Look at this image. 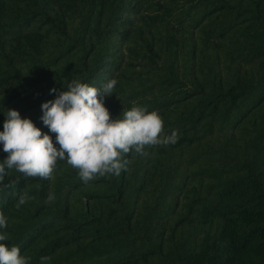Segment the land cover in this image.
Wrapping results in <instances>:
<instances>
[{
    "label": "trees",
    "instance_id": "trees-1",
    "mask_svg": "<svg viewBox=\"0 0 264 264\" xmlns=\"http://www.w3.org/2000/svg\"><path fill=\"white\" fill-rule=\"evenodd\" d=\"M74 79H115L112 118L145 107L178 142L88 183L66 161L12 171L9 247L30 264H264V0H0V131L15 109L49 133L41 106Z\"/></svg>",
    "mask_w": 264,
    "mask_h": 264
},
{
    "label": "clouds",
    "instance_id": "clouds-1",
    "mask_svg": "<svg viewBox=\"0 0 264 264\" xmlns=\"http://www.w3.org/2000/svg\"><path fill=\"white\" fill-rule=\"evenodd\" d=\"M116 84L111 79L97 88L74 79L67 90L43 103L40 119L55 135V141L30 118H22L18 110H7L0 131V144L7 153L6 159L0 161V184L12 171L25 179H52L58 161H66L84 183L119 176L132 162L126 158L129 155L146 156L147 147H167L178 142L177 131L165 134L162 117L145 107L124 109L120 118L113 119L104 98L114 95ZM51 91L55 93L56 89ZM16 183L12 180L6 187ZM29 199L22 194L15 207L19 209ZM54 200L55 194L49 193L45 203ZM7 227V218L0 213V229ZM8 239L6 232H0V264H30V258L22 256L18 246L5 243ZM49 259L41 257L40 264H47Z\"/></svg>",
    "mask_w": 264,
    "mask_h": 264
}]
</instances>
